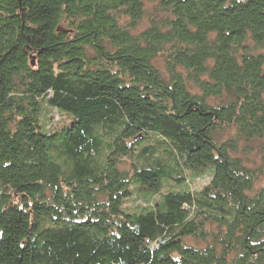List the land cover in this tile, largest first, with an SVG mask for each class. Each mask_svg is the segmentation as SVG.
I'll return each instance as SVG.
<instances>
[{"label": "trees", "instance_id": "16d2710c", "mask_svg": "<svg viewBox=\"0 0 264 264\" xmlns=\"http://www.w3.org/2000/svg\"><path fill=\"white\" fill-rule=\"evenodd\" d=\"M145 12L0 0V264H264V0Z\"/></svg>", "mask_w": 264, "mask_h": 264}, {"label": "rangeland", "instance_id": "374dc122", "mask_svg": "<svg viewBox=\"0 0 264 264\" xmlns=\"http://www.w3.org/2000/svg\"><path fill=\"white\" fill-rule=\"evenodd\" d=\"M159 0H143L144 5H145V13H149V11H151V8L153 6V4L157 3ZM147 24V20L143 19L142 20V27H145V25ZM141 27V25H140ZM154 65L158 68V70L164 75V77L168 78L167 76V72H166V67H165V59L163 57V55H159L156 57V59L154 60ZM50 118L52 119V122L56 125H59L60 123H64L66 121L65 116H62L61 114H59L58 112H56V110H54V112H52L50 114ZM260 150L261 147H259V145L257 144L255 147H252L250 149V152H246L244 161L245 164L247 166L251 167V170L257 171L256 167H259L260 169V164H261V158L262 155L260 154ZM128 162H124L123 168L127 169L128 168ZM208 182V178H203V179H197L195 180V182L190 185L191 188L193 190H200L203 186H205V184H207ZM264 184V176L262 175H258V173H256V177H255V189L259 188L260 186H262ZM159 194V193H158ZM155 197H153V199H155ZM135 200L137 201V203L140 204H144V198L138 196V197H133L127 200V207L132 208L133 205L135 204ZM198 246H201L200 244H198Z\"/></svg>", "mask_w": 264, "mask_h": 264}]
</instances>
